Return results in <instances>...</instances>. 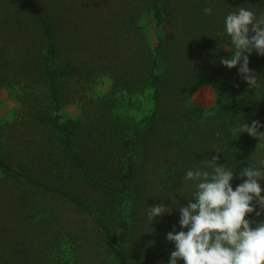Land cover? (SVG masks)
<instances>
[{
	"label": "trees",
	"instance_id": "16d2710c",
	"mask_svg": "<svg viewBox=\"0 0 264 264\" xmlns=\"http://www.w3.org/2000/svg\"><path fill=\"white\" fill-rule=\"evenodd\" d=\"M240 7L259 17L264 0H0V86L19 87L29 141L22 154L0 147V264H169L166 235L185 230L179 208L195 191L189 169L218 156L233 190L242 169L264 171L260 141L230 132L264 125V57L249 55L258 90L220 63L232 55L225 18ZM204 72L228 94L212 115L191 102ZM101 75L112 93L88 98ZM71 85L77 97L65 98ZM147 89L145 122L115 114L118 93ZM159 204L171 212L150 223Z\"/></svg>",
	"mask_w": 264,
	"mask_h": 264
},
{
	"label": "clouds",
	"instance_id": "9594fccd",
	"mask_svg": "<svg viewBox=\"0 0 264 264\" xmlns=\"http://www.w3.org/2000/svg\"><path fill=\"white\" fill-rule=\"evenodd\" d=\"M203 11L206 16L212 14L210 7ZM225 31L234 50L231 58H222L220 63L228 69L239 65L241 79L250 89L258 90L259 77L249 68V55L255 52L264 57V13L257 17L252 10L240 7L226 16ZM261 127L264 125L254 120L251 126L238 124L230 132L233 137L247 133L264 142ZM218 159L213 157L185 174V181L194 182L195 191L187 206L179 208L180 228L185 230L166 235L175 245L169 264H264V221L246 218L253 213L264 215V189L259 183L264 180V171L252 166L242 169L243 183L233 190L235 173L219 165ZM260 164L264 167V160ZM170 212L159 204L148 208L147 217L151 223Z\"/></svg>",
	"mask_w": 264,
	"mask_h": 264
},
{
	"label": "rangeland",
	"instance_id": "374dc122",
	"mask_svg": "<svg viewBox=\"0 0 264 264\" xmlns=\"http://www.w3.org/2000/svg\"><path fill=\"white\" fill-rule=\"evenodd\" d=\"M233 47L223 46L221 51L231 55ZM113 81L108 75H101L96 78L92 85L86 90L87 97L99 100L109 96L112 93ZM76 87L73 85L65 86L64 91L68 97H77ZM20 89L16 86H0V147H7L13 153L22 154L28 150L29 141L26 129L21 125V105L19 103ZM152 91L150 89L141 93L121 92L116 95L117 107L115 114L122 118H129L137 123L145 122L150 115L153 107ZM222 97L226 99L227 93L218 94L210 86L208 73L201 74L198 86L193 92L191 102L193 105L200 106L206 115H212L216 111L217 99ZM65 101V99H64ZM66 111L72 116L81 114L82 107L80 104L68 105ZM259 161L264 160V142H260ZM247 219L256 221L252 218ZM255 224H253V227ZM168 264V263H160Z\"/></svg>",
	"mask_w": 264,
	"mask_h": 264
}]
</instances>
